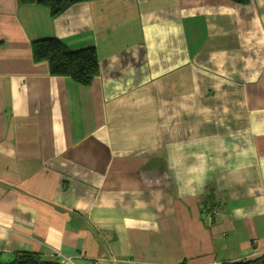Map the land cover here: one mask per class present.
<instances>
[{"label": "crops", "instance_id": "crops-1", "mask_svg": "<svg viewBox=\"0 0 264 264\" xmlns=\"http://www.w3.org/2000/svg\"><path fill=\"white\" fill-rule=\"evenodd\" d=\"M45 37L94 46L99 75H52L33 58ZM17 252L264 254V0H89L57 16L0 0V262Z\"/></svg>", "mask_w": 264, "mask_h": 264}, {"label": "trees", "instance_id": "trees-1", "mask_svg": "<svg viewBox=\"0 0 264 264\" xmlns=\"http://www.w3.org/2000/svg\"><path fill=\"white\" fill-rule=\"evenodd\" d=\"M22 2L47 5L52 16H57L72 4L89 0H21ZM237 4H248L250 0H231ZM35 62H47L54 76H68L79 84L90 85L100 72L97 49L94 46L70 49L57 37L35 39L32 42ZM0 264H57L54 260H45L39 253L17 252L9 262ZM224 264H264V254Z\"/></svg>", "mask_w": 264, "mask_h": 264}, {"label": "built area", "instance_id": "built-area-1", "mask_svg": "<svg viewBox=\"0 0 264 264\" xmlns=\"http://www.w3.org/2000/svg\"><path fill=\"white\" fill-rule=\"evenodd\" d=\"M205 215L211 217L214 214H217L219 212L218 209L212 208V209H205Z\"/></svg>", "mask_w": 264, "mask_h": 264}, {"label": "rangeland", "instance_id": "rangeland-1", "mask_svg": "<svg viewBox=\"0 0 264 264\" xmlns=\"http://www.w3.org/2000/svg\"><path fill=\"white\" fill-rule=\"evenodd\" d=\"M215 208L218 209L219 211L221 210L220 207H215ZM58 253L59 252L57 250L54 252L55 257H57L59 255Z\"/></svg>", "mask_w": 264, "mask_h": 264}, {"label": "bare ground", "instance_id": "bare-ground-1", "mask_svg": "<svg viewBox=\"0 0 264 264\" xmlns=\"http://www.w3.org/2000/svg\"><path fill=\"white\" fill-rule=\"evenodd\" d=\"M212 208H215V207H212ZM212 208H210V209H212ZM207 209V208H206ZM209 209V208H208Z\"/></svg>", "mask_w": 264, "mask_h": 264}]
</instances>
